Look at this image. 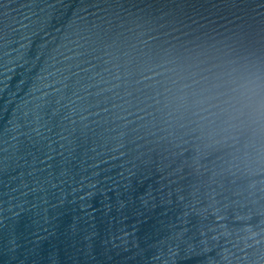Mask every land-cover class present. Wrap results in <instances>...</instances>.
I'll list each match as a JSON object with an SVG mask.
<instances>
[{
	"label": "water",
	"instance_id": "obj_1",
	"mask_svg": "<svg viewBox=\"0 0 264 264\" xmlns=\"http://www.w3.org/2000/svg\"><path fill=\"white\" fill-rule=\"evenodd\" d=\"M0 264H264V0H0Z\"/></svg>",
	"mask_w": 264,
	"mask_h": 264
}]
</instances>
